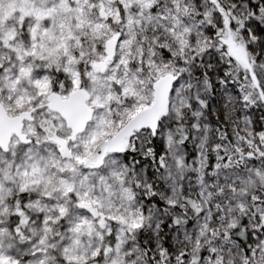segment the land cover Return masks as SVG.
Wrapping results in <instances>:
<instances>
[{
    "label": "snow or ice",
    "instance_id": "obj_1",
    "mask_svg": "<svg viewBox=\"0 0 264 264\" xmlns=\"http://www.w3.org/2000/svg\"><path fill=\"white\" fill-rule=\"evenodd\" d=\"M0 264H264V0H0Z\"/></svg>",
    "mask_w": 264,
    "mask_h": 264
}]
</instances>
